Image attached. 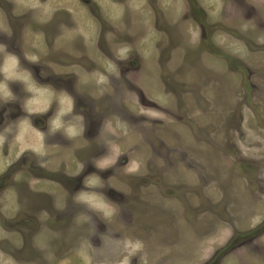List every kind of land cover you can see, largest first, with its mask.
<instances>
[{
	"label": "rangeland",
	"instance_id": "rangeland-1",
	"mask_svg": "<svg viewBox=\"0 0 264 264\" xmlns=\"http://www.w3.org/2000/svg\"><path fill=\"white\" fill-rule=\"evenodd\" d=\"M0 264H264V0H0Z\"/></svg>",
	"mask_w": 264,
	"mask_h": 264
},
{
	"label": "flooded vegetation",
	"instance_id": "flooded-vegetation-1",
	"mask_svg": "<svg viewBox=\"0 0 264 264\" xmlns=\"http://www.w3.org/2000/svg\"><path fill=\"white\" fill-rule=\"evenodd\" d=\"M59 15V14H58Z\"/></svg>",
	"mask_w": 264,
	"mask_h": 264
}]
</instances>
